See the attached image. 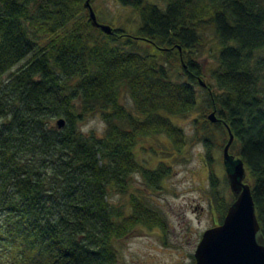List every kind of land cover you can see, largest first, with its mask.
I'll return each mask as SVG.
<instances>
[{"label": "trees", "instance_id": "trees-1", "mask_svg": "<svg viewBox=\"0 0 264 264\" xmlns=\"http://www.w3.org/2000/svg\"><path fill=\"white\" fill-rule=\"evenodd\" d=\"M84 1L0 0V264H117L115 241L139 225L163 228L131 179L157 189L170 166L145 167L135 148L162 134L182 152L170 116L196 106L203 55L213 83L193 142L210 158L231 131L264 238V0H118L140 23L112 34L91 25ZM96 114L106 127L84 132ZM209 178L218 224L233 196L219 193L213 168ZM112 192L127 203H110Z\"/></svg>", "mask_w": 264, "mask_h": 264}, {"label": "rangeland", "instance_id": "rangeland-1", "mask_svg": "<svg viewBox=\"0 0 264 264\" xmlns=\"http://www.w3.org/2000/svg\"><path fill=\"white\" fill-rule=\"evenodd\" d=\"M150 1L164 5L162 0ZM91 5L101 23L121 27L128 32H134L139 26L140 19L134 9L121 5L118 0H91ZM200 61L203 85L195 86L198 96L196 106L185 115L170 116L184 132L187 143L182 152L172 153L170 141L162 134L142 137L135 148L137 159L145 167L154 169L160 161L170 166V174L163 178L157 189L147 188L138 173L131 179V190H139L147 197L153 208L159 211L164 226L139 225L124 238L115 241L117 264H195L194 251L203 231L218 222L209 178L211 168L219 193L227 203L231 200V191L224 182L222 150L215 148L208 158L205 146L201 142H193L195 121L201 118L206 107V83H213L209 72L213 66L212 58L203 55ZM171 77L174 80L184 78L176 65L171 68ZM123 103L134 112L128 95L124 96ZM80 127L84 132L93 129L101 133L105 123L96 114L82 122ZM150 146L157 148L156 154ZM127 199V195L115 192L108 197L113 204H126Z\"/></svg>", "mask_w": 264, "mask_h": 264}, {"label": "water", "instance_id": "water-1", "mask_svg": "<svg viewBox=\"0 0 264 264\" xmlns=\"http://www.w3.org/2000/svg\"><path fill=\"white\" fill-rule=\"evenodd\" d=\"M83 6L92 26L105 34L113 33L111 25L97 20L91 0H85ZM207 117L211 122L217 120L214 110ZM55 124L61 128L64 119L58 118ZM228 133L222 160L233 200L223 220L203 231L194 251L195 264H264V238L260 234L251 186L245 182L247 170L241 158L229 152L234 136L230 130Z\"/></svg>", "mask_w": 264, "mask_h": 264}, {"label": "flooded vegetation", "instance_id": "flooded-vegetation-1", "mask_svg": "<svg viewBox=\"0 0 264 264\" xmlns=\"http://www.w3.org/2000/svg\"><path fill=\"white\" fill-rule=\"evenodd\" d=\"M223 165H224V163H223ZM224 171H225V176H226V170H225V165H224ZM226 180H227V178H226ZM227 184H228V182H227Z\"/></svg>", "mask_w": 264, "mask_h": 264}, {"label": "clouds", "instance_id": "clouds-1", "mask_svg": "<svg viewBox=\"0 0 264 264\" xmlns=\"http://www.w3.org/2000/svg\"><path fill=\"white\" fill-rule=\"evenodd\" d=\"M105 127H106V125H105Z\"/></svg>", "mask_w": 264, "mask_h": 264}]
</instances>
